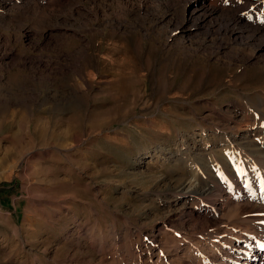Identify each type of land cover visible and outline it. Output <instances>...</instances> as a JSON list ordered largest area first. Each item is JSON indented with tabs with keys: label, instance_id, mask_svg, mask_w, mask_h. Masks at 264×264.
I'll return each mask as SVG.
<instances>
[{
	"label": "rangeland",
	"instance_id": "1",
	"mask_svg": "<svg viewBox=\"0 0 264 264\" xmlns=\"http://www.w3.org/2000/svg\"><path fill=\"white\" fill-rule=\"evenodd\" d=\"M163 1L0 0V264H186L215 232L263 264L264 0H204L241 29ZM188 175L209 195L164 191Z\"/></svg>",
	"mask_w": 264,
	"mask_h": 264
},
{
	"label": "bare ground",
	"instance_id": "2",
	"mask_svg": "<svg viewBox=\"0 0 264 264\" xmlns=\"http://www.w3.org/2000/svg\"><path fill=\"white\" fill-rule=\"evenodd\" d=\"M161 1V0H160ZM163 1V0H162ZM167 1V0H166ZM169 1V0H168ZM167 1V2H168ZM181 1V0H180ZM183 4L185 5L186 3H188L190 0H182ZM164 2V1H163ZM166 2V3H167ZM172 2V1H171ZM177 2V1H176ZM182 3V2H181ZM167 5V4H166ZM169 6V5H168ZM172 6V5H171ZM176 6V5H175ZM250 6V5H249ZM248 6V7H249ZM212 7V6H211ZM209 5L204 4V0H202L199 3H195L193 5V7L191 8V10L189 11V16L191 18H193V23H196L198 21L207 19V18H214L216 16L221 17L222 19H224V23L225 24H231V29L235 28L236 26L238 27L239 24H241V18L238 16L237 11L239 10H230L229 13H225V14H218V11L216 9L211 8ZM247 6L245 8H248ZM183 8V7H182ZM232 8V7H231ZM244 8V9H245ZM218 18V17H217ZM216 19V18H215ZM211 20V19H209ZM214 20V19H213ZM222 21V20H221ZM211 23V22H210ZM209 24V23H208ZM213 24V23H212ZM206 25V24H205ZM236 25V26H235ZM222 26V24H221ZM239 29L240 26L238 27ZM227 29V28H226ZM254 35V34H253ZM252 36V35H250ZM253 37V36H252ZM248 38V37H247ZM257 38V37H256ZM264 39V38H263ZM262 39V40H263ZM257 40V39H256ZM245 140V139H244ZM250 141V140H249ZM247 141L246 143L243 144L244 148H249L252 146V143ZM261 148V149H260ZM260 148H258V146L256 147L255 150V157H256V162H259L260 164H257V170H254L255 168L252 166H248L247 170L248 172L246 173V177L241 178L243 181V184H246L247 186L249 185L251 187V191L252 193H260L261 196H263L264 199V192H262V187L259 184H256V182L258 180L257 177L259 178L260 184L263 183L264 184V142L260 144ZM229 156V155H228ZM224 160V159H223ZM213 161V160H212ZM200 164V163H199ZM234 164V163H232ZM219 165V164H218ZM222 165V164H221ZM200 171L203 172L205 175L211 172V177L213 179H217L219 176L220 172H217V170L215 171V169H219L216 168L215 166L210 165V163H206V164H201L200 165ZM223 169H228L226 171H229L230 173L233 172V174L237 171V167L234 165H222L221 170ZM189 172V171H188ZM200 176V173H198ZM197 174V175H198ZM229 174V173H228ZM243 175V174H242ZM233 176V175H232ZM236 176V175H235ZM234 176V177H235ZM263 176V178H262ZM233 177V178H234ZM208 178V177H207ZM236 178V177H235ZM227 179V178H226ZM229 180V179H227ZM202 181V180H201ZM200 180H198V178H196V176L194 175H188V178L186 179H182L180 181H178V184L176 186V188H173L172 190L168 187H166V189H164V191L166 193H168L170 190V192H173V196L179 197V199H189V198H194V197H204L209 195L208 191H209V187L204 184V182L202 183ZM205 181V180H204ZM212 181V180H211ZM235 181V180H234ZM259 183V182H257ZM214 184V183H213ZM212 184V185H213ZM227 184V183H226ZM229 184V183H228ZM231 184V183H230ZM234 184V182L232 183ZM219 185V184H218ZM256 185V186H255ZM218 187V186H217ZM168 188V189H167ZM220 188V187H219ZM163 191V192H164ZM169 192V193H170ZM212 192V191H211ZM168 193V194H169ZM172 194V193H171ZM216 194V193H215ZM172 196V195H171ZM221 196V195H220ZM166 198H168V196H165ZM210 197H214V196H210ZM219 197V196H218ZM170 198V196H169ZM168 198V199H169ZM205 198V197H204ZM207 198V197H206ZM217 198V197H216ZM215 198V199H216ZM259 198V197H258ZM213 201H216V200ZM212 200V199H210ZM229 200V198H228ZM227 202V201H226ZM219 204V203H218ZM217 204V205H218ZM224 206V204H223ZM221 207V206H219ZM238 207V206H237ZM217 208V207H216ZM221 209V208H220ZM218 210V209H217ZM238 210V209H237ZM251 210L254 211L253 208H251ZM221 211V210H220ZM239 211V210H238ZM186 213V212H185ZM232 214V215H231ZM231 214L228 216L227 214V218H229L230 216H237V212H231ZM187 215H191V213H187ZM239 216V215H238ZM226 218V219H227ZM200 220V219H199ZM203 222V221H202ZM229 222V220L227 221V223ZM223 228V227H222ZM230 228V227H229ZM224 229V228H223ZM250 229V228H249ZM216 230V229H215ZM262 232V236L264 239V227L261 229ZM217 231V230H216ZM221 231V230H220ZM223 231V230H222ZM227 231V229H226ZM231 231V230H230ZM205 232V231H204ZM211 232V231H210ZM214 232V231H213ZM232 232V231H231ZM228 233V232H227ZM205 234V233H204ZM209 234V233H208ZM207 234V235H208ZM210 235V234H209ZM214 235L213 237H209V239L206 238L205 241H202V243L200 244L198 250L200 251L199 253L198 250L196 248H192L191 250L188 251V254L190 255V259L189 261L186 262V264H240L239 260L241 258V254L242 252H244L245 250L249 253H251V255H247L248 258H246V263L243 262L242 264H256V259L255 256L261 251V247L263 246H258L257 242L252 241L250 242L249 239H243L242 242L241 240V245H239V243L233 245L229 242H227L228 237H230L231 234H226L227 238L225 236H222L221 233L219 232H215V233H211L210 236ZM235 235V233H234ZM220 236V237H219ZM235 237V236H234ZM214 238H219L218 242L213 243L214 241L212 239ZM230 241V240H229ZM239 242V241H238ZM199 243V242H198ZM197 243V244H198ZM225 243V244H224ZM226 245H228V247H225ZM236 245H239L235 248ZM192 247V246H191ZM260 250V251H259ZM248 253V254H249ZM187 254V255H188ZM203 254L207 255L205 258H207V260L203 259ZM264 256V253H262ZM253 256V257H252ZM184 257V256H183ZM185 259H187L185 257ZM184 259V260H185ZM186 261V260H185ZM264 264V261L262 262ZM259 264V263H258ZM261 264V262H260Z\"/></svg>",
	"mask_w": 264,
	"mask_h": 264
}]
</instances>
